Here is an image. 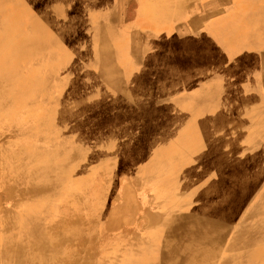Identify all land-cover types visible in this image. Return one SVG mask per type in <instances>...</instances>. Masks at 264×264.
Here are the masks:
<instances>
[{
    "label": "rangeland",
    "instance_id": "374dc122",
    "mask_svg": "<svg viewBox=\"0 0 264 264\" xmlns=\"http://www.w3.org/2000/svg\"><path fill=\"white\" fill-rule=\"evenodd\" d=\"M60 1L62 0H42L39 4L34 5L32 11L28 13L24 12L21 6L2 3L0 5V17L5 16V14L8 16L12 32H26L32 24L33 15L41 10H46L47 7H55ZM112 1V8L103 6L99 0H95L90 3H80L82 5H79V8L67 9L62 13L57 10L53 11L55 18L60 20V26H51L49 31L59 33L61 43L48 46L41 53L36 51L32 57L23 58L16 62V71L22 78L40 76L48 82V87L42 96H36L38 93L35 92L36 107L29 114L24 110L25 108L28 109L29 104L23 103L21 107L24 111L7 115L13 105V99L20 95L22 90H27L28 84L20 79L13 80L14 82L11 83L12 79L7 70L0 77V96H2V99L0 98V264H42L38 258L32 260V257L37 255L39 257L45 250L48 251V262L43 264H78L80 259L85 258V252L88 255L90 253L89 238L85 237L89 232H83L85 238L84 242L80 244L74 238L66 241L64 236L71 234L68 231L66 234L61 233L63 237H59L58 234L61 229H58L66 223H72L78 214L86 216L89 207L94 206L93 201L97 195L101 197V203H98L95 210L92 208L94 231L90 238L104 245L106 255L104 258L88 262L91 264H129L132 257L139 254L141 247L149 242L150 236L146 231L147 214L149 216L156 214L158 219L162 218L163 221L170 223V227L159 238L158 242L163 239L176 240L174 249H171L173 256H168L162 260L163 264H167V262L169 264L173 257L179 264H186L190 262L191 253L190 250L187 252L184 248L199 235L189 233V221L186 218L182 219L181 226H175L177 224L174 225L173 212L182 206L188 207L189 194L187 193L186 201L182 199V195L189 188L194 189L195 192L193 196L195 202L192 205L201 203L207 211V215L200 222V225L204 221L208 222L204 229L208 233L205 235L214 236L218 240L215 246L217 252L211 251L210 254H207L211 260L205 261L201 254L200 260H204L203 264H218L221 258H225L218 255V250L221 247V252L227 251L235 233L251 213L252 205L256 204L257 198L249 205L242 202L246 198L244 193H250V185L255 184L261 174L259 172L246 173L243 168L247 167L248 164L240 159L235 161V167L239 169V172L228 174L232 180L229 178L226 180L227 182L232 181V190L228 189L222 194L215 190L210 191V188L201 187L203 183L200 180H205L202 179L204 168L200 171L199 166L207 167L205 156L202 154L204 150L201 148L200 150L193 148L186 150L190 144L195 146V139L192 142L181 140L183 157L179 162V175L177 178L166 179L173 186V188L170 187L169 191L172 190L171 192L163 190V193H157L154 187H157L164 179L157 177L154 172L149 174L142 172L141 165L138 166L134 161L126 162L120 159L107 171L102 169L94 171L91 182L87 178L86 182L84 181L80 187H74L69 193L62 191L64 186L60 179L59 181L46 179L42 173L39 176H27L25 170L28 167H33V164L27 163L24 171L15 174L8 171L6 166L11 163L24 162L25 148L40 150L41 155H38L40 160L37 162L41 161L42 164L48 165L47 163L50 162L55 164L57 157L54 158V154H60L63 146L68 148L76 144L77 136L73 133L75 122L60 126L58 120H51V124L45 129L41 120L43 115L46 116L47 114L46 108L42 104L43 99L54 98L53 107L60 110V104H57L56 98L59 92L66 95V98H62V106L71 103L69 96L74 97L75 101L79 99L82 101L89 96L95 98V101L99 98L104 100L105 97L119 99L121 96L125 100V98L127 99L125 95L133 99V94H131L135 91L133 83L138 79L139 74H151L156 83L149 91L150 94H153L152 98L150 96L149 102L153 106L150 109L157 110L161 114L162 117L158 121L159 123L162 122L160 126L163 131L166 125L162 120L166 113L161 108L166 109L168 105L179 100L177 98L179 93L194 92L196 86L188 82L187 74L198 66L188 65L189 71L187 70L185 73L182 71L185 63L180 65L179 70L181 71L172 70L174 67L168 65L172 58L170 52L173 50L174 44L166 37V34L168 35L170 29L173 28L174 22L182 18V14H178V11L169 14L170 22L168 21L167 24L165 22L154 23L149 18L155 17L156 11L146 0ZM178 1L183 4V0ZM132 8L137 13L136 25L148 30L147 54L141 61L140 59H136V61L130 55V53L134 55L138 48L135 50V46L131 45L130 49L128 41L122 43V21ZM182 10L180 9L179 12ZM95 26H97L96 29H94ZM165 26L166 28H164ZM160 53H163L165 58ZM104 58L110 62L104 64V60H100ZM118 59L120 62L122 61V66H118ZM77 80H81L82 83L83 81L86 82L83 86L81 83L79 87L74 85H72L73 88L67 87L68 83ZM148 85H152V78ZM97 91L100 92L101 97L96 98ZM137 94L138 96L143 95V91H139ZM235 96L231 100L235 99L236 102H240L243 94L240 92ZM246 98L249 100L250 95ZM182 100L186 102V105L193 104L190 100ZM81 105L74 109L70 107L68 112L73 113L81 110L84 113L86 120L89 121H86L79 130L87 132V128L94 122V120H90L93 118L91 114L92 105L91 103H81ZM221 108L217 107V109L209 111L207 109L202 116H225L224 110ZM238 111L239 109H237ZM252 111L255 114L256 110ZM117 122L118 125H122V135L117 141L120 145L131 142L134 135L141 127H144L139 123L130 124L126 118L117 120ZM111 123L104 125L108 126ZM109 130L110 128H103L102 131L108 132ZM148 132L143 134L145 140L149 138ZM56 137L61 138L58 141ZM208 137H212L214 140L207 141V145L217 144L213 134ZM196 154L199 155L196 156ZM69 155L75 157L77 151H71ZM73 160L75 161V159ZM259 160L261 159L259 158ZM237 161L238 163H236ZM216 164L221 166L222 161L216 160ZM55 166L50 167L53 169ZM141 173L143 174L141 175ZM208 193L216 194L208 198ZM233 193L235 194L234 199L226 202L225 198L227 200L228 196ZM171 195L174 196L173 199H181L179 204L170 202L168 205H163V202ZM221 198L224 201H221ZM173 199L171 201H175ZM225 203L228 204L225 205ZM165 206L166 208H164ZM229 212H231L232 217ZM237 217L239 218L237 219ZM228 218L232 219L227 220ZM226 220L229 222L227 223ZM46 234L54 236V241L51 242L50 247L39 245L41 243L40 238L45 239ZM227 236L229 239L227 238V241L224 242ZM199 238L201 239L202 235ZM71 257L74 258L70 259ZM178 258L181 260H177ZM249 264H264V259Z\"/></svg>",
    "mask_w": 264,
    "mask_h": 264
},
{
    "label": "bare ground",
    "instance_id": "6f19581e",
    "mask_svg": "<svg viewBox=\"0 0 264 264\" xmlns=\"http://www.w3.org/2000/svg\"><path fill=\"white\" fill-rule=\"evenodd\" d=\"M41 1L42 0H0V5L2 3H12L15 6H21L24 9V12L28 13L32 11L34 5L39 4ZM92 1L95 0H62L55 7H47L46 10H41L33 15L32 24L29 30L19 33L11 31V23L9 18L5 12H3L5 16L0 17V77L4 74L5 70H7V72H9V76L12 79H10L11 83L14 82L13 80L20 79L24 83L28 84L27 90H22L19 93L20 95L13 99V105L8 111L7 115H11L12 113H20L24 110H26V113L29 114V112H31V110L36 107V96H42L48 87V82L40 76L28 77L26 79L22 78L16 71V62L23 58L32 57L36 51L41 53L48 46L59 45L61 43V35L57 32L51 33L49 31L51 26L57 27L60 23V20L55 18L53 11L57 10L58 12L62 13L67 9H74L77 7L79 8V5L88 2L90 3ZM146 1L150 3L152 9L156 11V16L149 18V20L154 23L165 22L167 24L170 22L169 14H174L177 11L178 14H182V12H179V10L183 9V4L178 0ZM99 2L103 6H108L111 8L113 6L112 0H99ZM96 28L97 26H95L94 29ZM164 28H166V26ZM210 30L211 31L208 30L207 32L200 34L196 33L181 39V37L176 36L173 28L170 29L168 35L166 34V37H168L169 40H171L174 44L173 50L170 52L172 58L168 62V65L174 67L172 70H179L182 63H185V66L182 68V71L185 73L187 70L189 71L190 67L188 65L191 64H194L198 67L216 65L217 68L220 67L221 69L228 70L232 72V74L236 71L241 73L246 70L247 60L245 56L236 58L234 56L235 48L231 45L229 40L222 41L220 40L221 33H215L217 31L220 32V30ZM227 31L228 30L223 31L222 33H226ZM160 54L163 56V58H165L163 53ZM100 60H104V64L110 62V60L108 61L105 58ZM117 62L118 66H122V61L120 62L118 59ZM151 78L152 85H148L151 81ZM85 82L86 81H83L82 83L81 80H77L76 82L73 81V83H68L67 87L73 88L72 85L79 87L81 83L83 86ZM155 83L156 81L153 79L151 74H139L138 79L133 83V86L135 87V91L131 93L133 94V99L128 95H125L127 97L125 100L122 99L121 96L119 99L105 97L104 100L99 98L95 101V98L89 96L82 101L81 99L75 101L74 97L69 96L68 98L70 99L71 103L64 106H62L61 103L62 98H66V95L62 92H59L56 98L58 101L57 104H60V110H58L56 107H53L54 98L43 99L42 104L45 106L47 114L46 116L43 115L41 120L45 125V129L49 127L51 120H58V122H60V126L69 125L75 122L76 125L73 129V133H75L77 136L76 144L72 145L71 147L69 146L68 148H66V146H63V148L61 147L62 149L60 154H54V158L57 157L55 164H51L52 162H50L47 163L48 165H46V163L42 164L41 161L37 162V160H40L38 159V155H41L40 150L35 151L34 149L25 148V155H23L24 162L11 163L8 165L9 167L6 166L8 171H10L11 174H15L16 172L22 170L24 171L27 163L30 165L33 164V167H28V171L25 170L27 176H39L40 173H42L46 179H56L58 181L60 179V182L63 181L62 185L64 186L63 189L61 188L62 191L64 193H69L74 187H80L84 181L86 182L87 178H89L88 181L91 182L93 180L91 178L94 176V171L98 169L107 171L109 168H112L113 165L120 159L126 162L134 161V163L138 164V166L141 165L140 169L142 172L148 174L154 172L157 177L164 179V181H161L157 187H154L157 193H163V190L169 191L170 187L173 188V186L170 185L166 179L171 177L177 178L179 175V162L183 157V149L181 148L180 144L181 140H196L194 144L195 146L190 144L188 147H186V150L188 151L192 148L197 150H200V148L203 149L204 153L202 154L205 156L206 161H204L206 162L208 168L212 164L215 165L216 160L222 161L223 158L216 154V152L220 151V148L217 147L218 142L212 146L207 145L206 140L199 141V139H197L198 136L194 139L190 138L192 136H190L189 133L193 131L191 127L186 126L185 128H180L182 125L176 127V125L170 124L172 121L177 119L184 120L183 118L187 119L193 116H202V114L206 112V109H201L199 107L193 109L192 107H189L190 104L186 105V102L183 100L174 101L171 105H168L166 109L161 108L162 111L166 113L164 119L162 120L166 127L164 131L161 129L162 127L160 125L162 122L159 123L158 120L162 116H160L161 114L157 110L155 111L150 109L153 106L149 102L153 95L150 94L149 91H151V87H153ZM139 91H143V95L138 96L137 92ZM35 92L38 93L36 96ZM98 96L101 97L100 92L96 94V98ZM0 98L2 99V96H0ZM23 103L29 104L28 109H22L23 107L21 106H23ZM81 103H91L92 105L91 114L93 118L90 120H94V122L91 123V125L87 128V132H83L84 130H79L82 128L83 124L86 123V121H89L86 120L84 113H82L81 110L74 111L73 113L68 112L70 107H73L74 109L75 107L82 106ZM122 118L128 119L130 124L139 123L144 126L141 127V129L134 135V139L125 145H120L117 142L119 136L122 135V125H118V122L116 123V121L121 120ZM109 122H112L111 125H104L106 123L108 124ZM103 128H110V130L108 132H103ZM144 132H148V140L144 139ZM60 138L61 137H56V140L59 141ZM71 151H77V156H70L69 154ZM198 155L199 154H196V156ZM60 156L62 157L60 158ZM73 159H75V161ZM236 163H238V161ZM53 165H56V169H52L50 167ZM49 172L52 173L50 174ZM142 174L143 173H141V175ZM82 175H84L83 178H81ZM187 193L189 194L190 199L188 201V207L182 206L179 208V210L177 209L173 212V216L175 218L174 225L177 224L175 226H181L182 219L186 218L189 221V233L197 234L199 236L202 235L201 239L198 236L193 242H189L184 249L187 252L190 250L191 253L190 262H187L186 264H203L204 260H211V257L207 256V254H210L211 251L215 253L217 252V248L215 246L218 240H216L214 236L205 235L208 233V231L204 230L208 225V222L204 221L202 225H200V222L201 219L207 215V211L201 203L195 206L192 205L195 202L193 198L195 192L192 188H189L183 192L182 199L184 201H186V196L188 195ZM215 194L216 193H208L207 197L211 198ZM245 194L247 193H244V196H247ZM168 197L169 198L163 202V205H168L170 202H173V204H179L178 202L181 201V199H173V195ZM234 197V193L228 196L230 200L234 199ZM228 198L227 200H229ZM172 199L175 201H171ZM99 202L101 203V197L97 195L95 201H93L94 206L89 207V212L85 214L86 216L83 214H78L72 223H66L60 226L58 229H61L60 233L58 234L59 237H63V234H66L67 231L71 233L67 234V236H64L66 241L74 238L78 240L80 244H82L85 237L89 238L88 244L89 247H91L90 253L88 255V253L85 252V260L80 259L78 264H91L88 261L101 259L106 255L104 245H102V243H98L97 241L91 240L90 238L94 231V217L92 215V210L96 209L95 207H97ZM227 204L228 203H225V205ZM254 205H252L251 213L247 216L235 233L231 246L227 249V251L225 250L221 252V247L220 250H218V255L225 257L223 259L221 258V261H219L218 264H249L251 262L264 259V194L258 195L256 204L254 203ZM164 208H166V206ZM235 208H237L236 205ZM208 210L210 209L208 208ZM230 213L231 212H229V214ZM157 219L158 217L156 214H152L151 216L147 214L148 223L146 226V231L148 232V236H150L149 242L146 243L145 246L141 247L142 249L140 250L139 254L133 256L129 264H163L162 260H165L168 258V256H173L171 254V249H174L176 240L172 241L163 239L162 241L158 242L159 238H161L168 227H170V223L169 221H163L162 218L158 220ZM230 219L232 218H228L227 220ZM84 231L89 232L85 237L83 236ZM53 237L54 236L52 234H46L44 236L45 239L40 238L41 243L39 245L50 247L49 245H51V242L54 241ZM47 254L48 251L45 250L39 255V257L38 255L33 256L32 260H36L38 258L43 264L48 262ZM200 254L203 256L202 258L204 260H200ZM151 257L152 259L148 260ZM73 258L74 257H71L70 259ZM177 260L181 259L178 258ZM169 264L179 263L173 257Z\"/></svg>",
    "mask_w": 264,
    "mask_h": 264
},
{
    "label": "crops",
    "instance_id": "0c3cea01",
    "mask_svg": "<svg viewBox=\"0 0 264 264\" xmlns=\"http://www.w3.org/2000/svg\"><path fill=\"white\" fill-rule=\"evenodd\" d=\"M133 8L122 21V43L128 41L130 49L131 45L135 46V50L138 48L135 56L129 53L133 59L141 61L147 54L148 30L136 25L137 13ZM182 8V18L173 24L176 36L184 38L210 29L220 30L215 33H221L220 40H229L235 48L236 58L245 56L247 68L244 72L233 74L216 65L190 70L188 82L196 86L195 90L179 93L177 98L193 102L189 106L193 109L199 107L209 111L222 107L225 116H193L174 120L170 124L176 127L182 125L180 128L191 127V139L198 136L199 141L207 142L214 140L208 137L211 134L216 138L220 148L216 154L223 160L221 166L212 164L209 168L200 162V171L204 168L202 179L205 180H200L204 189L210 188V191L222 194L232 190L233 183L228 174L239 172L235 167V161L239 159L247 162V167L243 168L246 173L261 174L255 184L250 185V193L242 202L249 205L260 193L264 194V0H183ZM240 92L243 94L241 101H232L231 98ZM249 95L248 100L246 97ZM228 178L230 182L226 181ZM229 200L225 198V201Z\"/></svg>",
    "mask_w": 264,
    "mask_h": 264
}]
</instances>
